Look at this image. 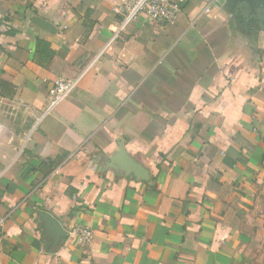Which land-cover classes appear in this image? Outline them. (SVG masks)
<instances>
[{
	"label": "crops",
	"instance_id": "crops-1",
	"mask_svg": "<svg viewBox=\"0 0 264 264\" xmlns=\"http://www.w3.org/2000/svg\"><path fill=\"white\" fill-rule=\"evenodd\" d=\"M124 1L0 0V264H264V0Z\"/></svg>",
	"mask_w": 264,
	"mask_h": 264
},
{
	"label": "built area",
	"instance_id": "built-area-1",
	"mask_svg": "<svg viewBox=\"0 0 264 264\" xmlns=\"http://www.w3.org/2000/svg\"><path fill=\"white\" fill-rule=\"evenodd\" d=\"M181 12L182 3L180 0H125L123 8L121 9L122 19L119 22L118 29L115 31L112 40L119 38L127 25L141 14L170 24L178 19ZM84 72L76 78L61 77L55 80L54 86L50 91L52 96L51 108L75 91ZM74 232L78 234L81 243L89 242L94 235L92 229L84 227H78Z\"/></svg>",
	"mask_w": 264,
	"mask_h": 264
},
{
	"label": "water",
	"instance_id": "water-1",
	"mask_svg": "<svg viewBox=\"0 0 264 264\" xmlns=\"http://www.w3.org/2000/svg\"><path fill=\"white\" fill-rule=\"evenodd\" d=\"M217 1L223 2L224 0H217ZM230 1H232V3L234 5H238L240 3H248L251 6V8L254 9L255 5H257L262 0H230ZM132 165H133V163H132ZM135 168H137V166H135ZM43 217L45 219H47L49 222H52L56 225L55 219L52 216H50L49 214L43 213Z\"/></svg>",
	"mask_w": 264,
	"mask_h": 264
}]
</instances>
